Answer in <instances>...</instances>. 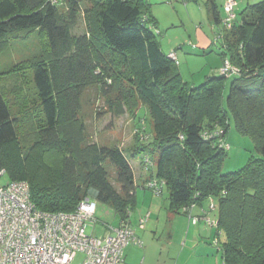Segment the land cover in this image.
I'll list each match as a JSON object with an SVG mask.
<instances>
[{
	"label": "trees",
	"instance_id": "16d2710c",
	"mask_svg": "<svg viewBox=\"0 0 264 264\" xmlns=\"http://www.w3.org/2000/svg\"><path fill=\"white\" fill-rule=\"evenodd\" d=\"M69 2L65 15L49 0H0V55L23 33L38 31L48 47L45 56L11 72L14 85L4 90L0 79V172L11 182H27L32 203L42 212L72 213L94 194L97 203L115 210L117 226L130 225L138 189L133 165L119 146L86 143L79 117L84 92L99 85L116 116L135 117L139 102L147 106L152 137L147 143L136 138L131 157L152 158L148 170L155 166V178L165 182L170 211L180 213L214 197L223 264H264V1L248 6L222 41L214 42L223 63L228 59L240 74L218 70L219 76L200 86L185 82L162 50L148 0ZM210 2L209 14L220 29L219 8ZM82 4L88 6L86 31L77 36ZM25 69L32 70L40 101L41 118L34 122L30 115L21 119V108L15 111L10 103L11 96L15 103L27 97ZM231 118L259 157L223 174L221 138L207 140L203 133L218 131L226 138ZM108 165L119 190L110 182Z\"/></svg>",
	"mask_w": 264,
	"mask_h": 264
},
{
	"label": "rangeland",
	"instance_id": "374dc122",
	"mask_svg": "<svg viewBox=\"0 0 264 264\" xmlns=\"http://www.w3.org/2000/svg\"><path fill=\"white\" fill-rule=\"evenodd\" d=\"M163 8L157 12L156 18L159 21V31L158 40L162 44L163 50L166 51L168 48L169 39L173 40L176 44L186 42V45L181 51H179V70L182 75V78L185 82L189 83L192 86H200L208 78L219 76L218 70L222 67L221 59L219 56V47L220 45H214L212 50L205 54L201 49H193L192 42L194 44V29L195 28H204V30L211 32V25L208 21V7L211 5L213 0H162ZM228 0L225 1V3ZM236 9L235 13L237 18L240 17L241 13L250 5H254L264 0H235ZM219 0L218 6L221 8L222 3ZM224 3V5H225ZM71 3L69 0H62V5L59 7L60 11L65 15H69L71 10ZM189 5V9L187 6ZM223 5V6H224ZM88 7L85 4H82L78 17V25L75 30H73L74 35H82L86 31V22H85V9ZM173 9V10H172ZM163 10V11H162ZM188 10L190 12H188ZM223 10V7H222ZM224 17V12H222ZM173 15V16H172ZM184 24V25H183ZM160 33V34H159ZM25 35L23 38H18L17 40L11 41L9 48L0 55V76L1 83L4 84V90L7 86L14 85V76H12L13 70L16 69L19 65H23L26 61L27 63L30 60L36 59L38 57L45 56L44 50L47 51L48 47L46 46V37L42 36L38 31ZM215 42V41H214ZM45 58V57H44ZM24 61V62H23ZM221 66V67H220ZM219 68V69H218ZM12 72V73H11ZM23 77L25 81V90L27 93L26 99L21 98L22 103L15 101L11 96V105L15 107V111H19L21 119L23 116H31V121H37L40 117V101L35 92L33 84V73L31 69H25L23 72ZM22 75H18L22 77ZM18 78V77H17ZM9 92V90H7ZM9 96V97H10ZM17 99V98H16ZM109 97L104 96L102 89L99 85H93L86 89L82 97V108L79 113L81 121L85 125L86 129V143H96L100 146L114 147L119 146L123 149L126 156L129 157L132 165L134 157H131V151L135 145V139L139 138L143 143H147L151 139V132H153V124L151 122V117L147 106L142 102H139V111L134 117V114L128 112L123 116H116L114 111H111L109 105ZM19 107V109H18ZM23 125L28 126L29 122L22 121ZM143 127L147 131V137L141 138V134L144 133L140 127ZM140 131V132H139ZM139 132V133H138ZM143 139V140H142ZM221 140L224 143V146H229L225 148L226 157L225 162L222 168L223 174L234 173L241 170L250 160L251 157H259L255 150V146L252 140L248 136L240 134L235 125L234 121L230 119V127L225 138L222 134ZM144 157H150L149 155H144ZM142 158V159H141ZM145 158L138 155L137 160L144 162ZM157 156L155 157V161ZM151 158V162H152ZM152 164V163H151ZM145 166V165H144ZM137 168V167H136ZM145 170L148 171L147 167ZM108 171L110 176V182L113 186L119 190V185L117 183V178L115 174V169L108 165ZM154 179V178H153ZM11 181L7 176L0 177V183L3 185L9 184ZM142 181H136V184H139ZM163 193L159 195L160 201L162 202L163 212L160 213L161 224L166 221V212L168 209V191L164 188ZM148 195H151L148 194ZM91 196H94L92 194ZM157 197V196H156ZM149 201V200H147ZM141 203V199L139 200ZM215 202V201H214ZM215 204H217L215 202ZM141 207V204H140ZM146 216V215H144ZM213 218V217H211ZM154 219V218H153ZM149 221V220H148ZM119 223V219L115 213V210L112 206L98 203L97 213L95 216V222L88 227V234L94 237H103L105 232H107V226L116 227ZM161 225V227H162ZM160 227L157 231L155 249L157 252L162 251L163 248L167 247L164 242L162 235V228ZM209 227V226H207ZM217 235V228L212 227ZM150 231V229H149ZM217 236L209 243V246H212L214 251L218 249L215 244ZM224 235L221 236V242L224 241ZM161 240V241H159ZM221 247V244L219 245ZM164 252H166L164 250ZM220 255L221 253L217 252ZM83 260V255L79 254L77 260L74 264H80Z\"/></svg>",
	"mask_w": 264,
	"mask_h": 264
},
{
	"label": "built area",
	"instance_id": "2783aa9c",
	"mask_svg": "<svg viewBox=\"0 0 264 264\" xmlns=\"http://www.w3.org/2000/svg\"><path fill=\"white\" fill-rule=\"evenodd\" d=\"M49 2L57 7L62 5V0ZM236 5L235 0H228L223 6L224 17L221 28L215 34V42H221L224 34L233 29L237 21ZM168 56L179 66L175 51H171ZM219 72L222 75H237L241 71L227 59ZM141 130L144 132H138L141 138L147 137L145 129L142 127ZM221 136L222 132L218 131L203 133L207 140ZM227 147L229 150V146H224L221 140L219 148L226 150ZM144 158V165L149 169L151 158ZM4 176L6 172L2 170L0 177ZM143 187L159 196L163 193L165 182L154 178ZM91 195L82 200L72 213H46L32 203L27 182L0 183V264H74L79 254L83 255L80 264H121L129 245L142 247L143 243L127 222L111 227L110 233L101 238L88 234V227L94 223L98 208L95 197ZM192 207L182 212L190 213ZM216 210L217 204L212 201L210 211ZM205 214L206 223L218 227V220L208 218ZM149 218L150 214L140 218V228L145 227ZM198 220L197 217L192 218L194 223ZM215 244L219 247L218 239Z\"/></svg>",
	"mask_w": 264,
	"mask_h": 264
},
{
	"label": "crops",
	"instance_id": "0c3cea01",
	"mask_svg": "<svg viewBox=\"0 0 264 264\" xmlns=\"http://www.w3.org/2000/svg\"><path fill=\"white\" fill-rule=\"evenodd\" d=\"M213 1L218 6L219 0ZM220 1L223 3L221 8L218 6L219 15L223 18L222 7L226 0ZM148 2L152 5V14L158 21L159 25L160 20L156 18V16L157 12L163 8L161 6H163L164 1L148 0ZM187 9H189V5L187 6ZM188 12L190 11L188 10ZM208 21L211 25L212 33L204 30V28H195L193 36L195 42L194 44L189 42V44H192L193 49H201L203 53L211 51L214 47L215 34L218 30L215 27L209 11ZM168 42L169 44L166 51L163 50L162 44L160 43L162 50L166 54H169L171 51H175L179 59V51L183 49L187 41L175 44L173 40L169 39ZM222 63L223 61L221 59V65ZM137 158H134L135 161H132L137 168L134 166L133 168L136 181L142 182L136 184L138 187L136 190V206L130 214L129 223L135 230L137 238L142 241L143 246H128L125 250L124 261L121 264H223L222 254L221 258L220 255L217 254V252H220V247H217L218 249L214 251L213 247L209 246V243L207 244L206 242H211L214 237L217 236L215 230L211 229L212 227L209 226L204 219V214L206 213L205 216L208 218L213 217L211 219L218 220V211H210L212 201L217 203V200L214 197H210L201 203L195 204L190 209L189 214H184L182 211H180V213H173L170 211L168 205L166 212L167 219L162 225L160 213L163 212L164 206L161 205L162 202L159 199L160 197L154 195L151 191H148L143 187L148 180L156 177V167L154 166L151 170L146 171L141 164V160H137ZM150 193L151 195H148ZM140 199L141 203L139 202ZM147 214H150L149 221L146 223L144 228H140L139 220ZM193 217H197L199 219L197 223L192 221ZM160 227L162 228V235L164 236L163 242L167 247L163 248L162 251L157 252L155 249V239L158 234L157 231H159ZM215 227L217 228L218 234V227ZM164 250L166 252H164Z\"/></svg>",
	"mask_w": 264,
	"mask_h": 264
}]
</instances>
